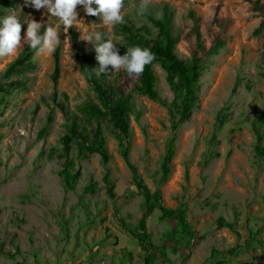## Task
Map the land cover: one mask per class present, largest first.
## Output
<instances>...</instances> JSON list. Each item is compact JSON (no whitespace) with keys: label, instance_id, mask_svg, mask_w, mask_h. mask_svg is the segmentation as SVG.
I'll list each match as a JSON object with an SVG mask.
<instances>
[{"label":"rangeland","instance_id":"obj_1","mask_svg":"<svg viewBox=\"0 0 264 264\" xmlns=\"http://www.w3.org/2000/svg\"><path fill=\"white\" fill-rule=\"evenodd\" d=\"M255 1L127 0L121 9L123 22L112 27L100 16L89 18L77 5L78 21L72 27L81 50L75 49L69 28L46 9L15 0L5 10L0 18L15 14L22 40L34 20L44 31L54 27L61 41L54 49L59 56L56 84L51 79L54 51H35L30 65L10 77L15 87L0 104V264H143L138 241L119 222L122 218L128 229H135L143 196L118 153L117 132L108 116L97 120L81 111L86 104L101 110L103 105L78 60L92 45L79 37L99 31L119 49L128 45L120 31L128 21L135 26L146 23L155 34L144 14L163 2L180 30L176 54L188 58L195 52L204 67L196 102L174 132L168 108L142 95L132 97L129 161L154 190L167 141L173 137L174 155L161 198L165 206L185 211L194 232L189 239L174 221L160 220L154 210L146 218L154 245L150 264H264V156L258 159L252 129L264 110V30L254 33L264 16V2ZM191 11L203 49L191 30ZM216 38L224 45L216 54H206ZM16 56L0 57V74ZM97 67L92 68L94 75ZM152 67L158 95L171 101L174 94L165 71L157 62ZM102 74L115 93L128 92L137 78L123 70ZM54 89L63 110L50 98ZM70 114L90 135L100 126L109 153L105 165L97 153L80 156L74 144L64 151L61 137ZM260 132L264 147V125ZM66 157L80 169L73 190L60 176ZM105 174L113 184V198L106 192ZM218 217L238 233L218 226Z\"/></svg>","mask_w":264,"mask_h":264},{"label":"trees","instance_id":"obj_2","mask_svg":"<svg viewBox=\"0 0 264 264\" xmlns=\"http://www.w3.org/2000/svg\"><path fill=\"white\" fill-rule=\"evenodd\" d=\"M14 1L15 0H0V16L7 8L13 5ZM125 1L127 0H123V3H125ZM259 1L261 0H256L255 3H258ZM262 1L264 2V0ZM144 15L151 27L155 29V34H153L151 28L148 27L146 23L135 26L129 21L127 24H123L120 30L128 40V45H120L118 49L119 54H124L128 49V46H140L142 48H149L154 53L155 57L150 64L144 66L143 72L137 75L132 88L128 92L123 93L120 92V90H117L118 93L113 92L112 88L107 87L102 73L99 76L92 73V68L98 66V63L95 60V52L92 50V47L88 53L81 52L78 55V60L80 61L87 81L103 105V110H101L92 103L86 104L84 107H81V111L87 116L96 118L97 120L108 116L112 128L117 132L118 153L131 171L132 183L137 191L143 196V210L140 218L137 220L135 229H128L122 218H119V222L121 223V226L127 229L128 232L138 241L139 246L143 251V264H150L154 245L150 239V234L147 231L146 218L154 210L160 212V220L169 219L174 221L175 226L180 229L182 235L189 239L193 237L194 232L186 217L185 211L181 208H170L165 206L161 198L160 187L169 176L170 161L174 155L173 137L169 138L167 141L162 161L160 163L159 178L155 180L156 186L154 190H150V188L143 183L138 175L136 167L129 161L128 138L130 130V115L133 110L132 97L133 94L142 95L168 108L170 111V126L174 132L177 127L187 119L196 102L198 80L204 66L202 60L195 52H193L188 58H180L176 54L175 45L179 40L180 30L178 27L173 26V14L167 3L163 2L159 4V9L153 8L149 13ZM87 16L89 18H94L90 15ZM190 16L193 19L191 30L195 33L197 47L203 49L204 47L200 44V34L197 31L194 12L191 11ZM261 30H264V16L261 18L254 33H259ZM39 31L40 34L44 33L43 26L40 27ZM69 32L70 39L73 42L75 49L81 50L78 43L77 33L74 28L70 27ZM104 37L107 39L105 34ZM223 45L224 41L221 38H216L214 43L206 50V54H216ZM35 51V49L28 47V42L26 41L17 56L0 74V104L15 87V83L10 81V77L19 73L24 67L30 65L31 57ZM53 60L54 68L51 74V79L53 83L56 84L59 74V56L57 49L53 53ZM154 62L159 63L160 67L166 73V82L174 94V98L171 101H166L165 99L160 98L156 91L155 74L152 67ZM16 84H18V82ZM60 95H64V93H60ZM50 98L60 106V109L63 110V105L60 103L59 99L56 98L55 89L51 93ZM47 120H51V114H47ZM68 120L69 121L65 125L66 133L61 137L64 151H67V149L74 144L80 156L97 153L100 157L101 163L105 165L109 159V153L100 126H98L92 135H90L80 127L74 114H70ZM261 125H264V110L261 111L257 119H254L252 122V129L256 141L254 144V150L259 160H263L261 157L264 156V147L261 145ZM41 132V134H43L44 129H42ZM216 156H218V153L214 154V157ZM60 176L64 186L73 190L80 177V169L75 168L74 161L66 157L65 164L60 171ZM104 180L106 182V192L111 198H113V184L106 174ZM116 210L117 209L115 208V211ZM217 224L220 227L227 226L235 233H238L234 225L225 221L222 217H218ZM237 247V245L230 247L227 250V254L232 255Z\"/></svg>","mask_w":264,"mask_h":264},{"label":"clouds","instance_id":"obj_3","mask_svg":"<svg viewBox=\"0 0 264 264\" xmlns=\"http://www.w3.org/2000/svg\"><path fill=\"white\" fill-rule=\"evenodd\" d=\"M35 10L46 9L47 13L58 17L64 27L70 28L77 19L76 6L81 5L85 15L102 17L103 23L109 27L121 24L123 16L121 9L123 0H25ZM141 9L144 5L141 4ZM41 23L31 20L21 39V22L15 14L0 18V57H14L23 48L25 39L28 47L39 54H50L60 43L57 30L47 27L40 34ZM79 39L89 42L95 52L98 67L95 74L125 71L127 74H140L144 66L154 60V53L147 47L132 46L124 54H119L118 48L111 37L107 39L99 31L86 32ZM74 63V61H73ZM110 66V68L108 67Z\"/></svg>","mask_w":264,"mask_h":264}]
</instances>
